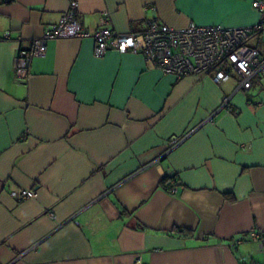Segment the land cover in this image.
I'll return each instance as SVG.
<instances>
[{
    "label": "crops",
    "instance_id": "obj_1",
    "mask_svg": "<svg viewBox=\"0 0 264 264\" xmlns=\"http://www.w3.org/2000/svg\"><path fill=\"white\" fill-rule=\"evenodd\" d=\"M75 1L90 31L104 12L118 33L147 20L230 28L261 17L253 0ZM69 4L0 0V37L10 32L0 39V262L264 264L247 237L264 233V73L235 91V76L177 78L140 53L97 57L93 38L69 37L49 40L18 82L16 48ZM248 45L264 57V30ZM173 137L182 139L169 147ZM18 188L35 196L18 200Z\"/></svg>",
    "mask_w": 264,
    "mask_h": 264
},
{
    "label": "built area",
    "instance_id": "obj_2",
    "mask_svg": "<svg viewBox=\"0 0 264 264\" xmlns=\"http://www.w3.org/2000/svg\"><path fill=\"white\" fill-rule=\"evenodd\" d=\"M252 7L261 17L251 26L229 28L190 22L185 28L177 29L147 20L143 30L118 33L108 26L109 19L106 12L99 16L96 30L90 31L85 28L76 17L78 3L70 0L67 11L55 24L50 25L41 36L33 38L29 46L16 48L14 76L21 83L27 80L30 75L31 59L44 56L49 40L91 37L94 39V55L97 57L104 56L109 48L119 52L140 53L146 62L163 73L173 74L177 78L211 73L212 80L219 84L235 76L237 79L235 91H247L252 87L253 78L264 73V57L248 45L251 37L264 30V0H253ZM9 37L10 32L6 31L0 39H9ZM228 104L229 98L224 97L215 112L227 107ZM189 133L190 131L186 135ZM182 137H173L169 147L177 144ZM171 184V192H176L179 182L174 179ZM10 194L18 200H23L34 197L35 191L18 188L12 190ZM247 237L259 242L264 249V233L251 230L247 233ZM242 241L241 237L236 243ZM135 263L140 264V258H137Z\"/></svg>",
    "mask_w": 264,
    "mask_h": 264
},
{
    "label": "trees",
    "instance_id": "obj_3",
    "mask_svg": "<svg viewBox=\"0 0 264 264\" xmlns=\"http://www.w3.org/2000/svg\"><path fill=\"white\" fill-rule=\"evenodd\" d=\"M161 184L166 190L171 191L172 184L171 181H169V178H163L161 180ZM240 264H259V263L252 260H248V261L245 260V261H240Z\"/></svg>",
    "mask_w": 264,
    "mask_h": 264
}]
</instances>
